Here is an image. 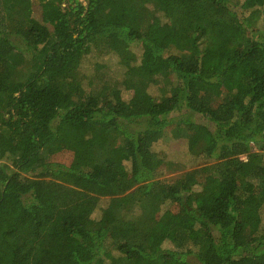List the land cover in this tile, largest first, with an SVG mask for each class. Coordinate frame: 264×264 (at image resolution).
Returning <instances> with one entry per match:
<instances>
[{"label": "trees", "instance_id": "obj_1", "mask_svg": "<svg viewBox=\"0 0 264 264\" xmlns=\"http://www.w3.org/2000/svg\"><path fill=\"white\" fill-rule=\"evenodd\" d=\"M39 1L0 0V264H264V0ZM166 131L214 163L158 180Z\"/></svg>", "mask_w": 264, "mask_h": 264}, {"label": "rangeland", "instance_id": "obj_2", "mask_svg": "<svg viewBox=\"0 0 264 264\" xmlns=\"http://www.w3.org/2000/svg\"><path fill=\"white\" fill-rule=\"evenodd\" d=\"M83 5H86L85 0H80ZM33 16L37 20L42 19V7L39 0H33ZM69 3H67L68 6ZM52 30L53 28L50 27ZM135 52L139 56L140 53L135 49ZM102 61L103 64L108 66L110 70V76L113 81H118L120 84V88L122 90L123 99L128 102L134 93V90L137 87V83L134 80H131L127 77L132 73H137L135 66H130V69H124L120 65H118V59L114 56H104L103 58H98V56L92 54L86 58L85 64L81 67V74L86 76L93 75L96 71L93 68L95 62ZM139 62V60H138ZM128 72H131L127 74ZM149 93L153 96H159V87L151 86L149 88ZM195 119L199 120L200 117L195 115ZM173 133L170 131H166L164 138L160 140L157 144L154 145L153 150L164 160L165 165L160 169L159 175L157 177L158 180L165 182H172L177 179V177L181 176L185 172L191 171L193 169L201 168L207 165H211L214 163V160H209L205 157L193 155L189 150V145L184 139H174ZM257 148H254L253 151H256ZM72 154L69 152L57 155L54 160L56 162L69 164L72 161ZM117 202L115 199L103 198L99 204L98 209L94 213L95 219H100L101 216L103 218V223L105 225L110 224L113 219V209L116 207ZM166 247L172 248L171 245L166 244ZM193 263L196 261L193 259Z\"/></svg>", "mask_w": 264, "mask_h": 264}, {"label": "built area", "instance_id": "obj_3", "mask_svg": "<svg viewBox=\"0 0 264 264\" xmlns=\"http://www.w3.org/2000/svg\"><path fill=\"white\" fill-rule=\"evenodd\" d=\"M263 154H264V151H263Z\"/></svg>", "mask_w": 264, "mask_h": 264}]
</instances>
